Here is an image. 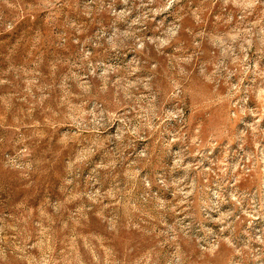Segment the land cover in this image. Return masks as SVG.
I'll return each mask as SVG.
<instances>
[{
    "label": "rangeland",
    "instance_id": "rangeland-1",
    "mask_svg": "<svg viewBox=\"0 0 264 264\" xmlns=\"http://www.w3.org/2000/svg\"><path fill=\"white\" fill-rule=\"evenodd\" d=\"M0 264H264V0H0Z\"/></svg>",
    "mask_w": 264,
    "mask_h": 264
}]
</instances>
